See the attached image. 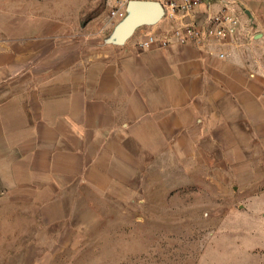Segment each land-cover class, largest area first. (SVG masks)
<instances>
[{
    "label": "crops",
    "instance_id": "crops-1",
    "mask_svg": "<svg viewBox=\"0 0 264 264\" xmlns=\"http://www.w3.org/2000/svg\"><path fill=\"white\" fill-rule=\"evenodd\" d=\"M232 1L245 38L208 48L108 43L43 4L0 8V198L24 195L49 226L69 193L134 201L155 161L264 170V0Z\"/></svg>",
    "mask_w": 264,
    "mask_h": 264
},
{
    "label": "rangeland",
    "instance_id": "rangeland-1",
    "mask_svg": "<svg viewBox=\"0 0 264 264\" xmlns=\"http://www.w3.org/2000/svg\"><path fill=\"white\" fill-rule=\"evenodd\" d=\"M24 3L64 13L75 33L105 38L117 24L116 0H0V8ZM227 172L211 160L155 161L134 201L69 193L65 217L49 226L24 195L0 198V264H264V170Z\"/></svg>",
    "mask_w": 264,
    "mask_h": 264
},
{
    "label": "built area",
    "instance_id": "built-area-1",
    "mask_svg": "<svg viewBox=\"0 0 264 264\" xmlns=\"http://www.w3.org/2000/svg\"><path fill=\"white\" fill-rule=\"evenodd\" d=\"M130 0H116L110 11V22L118 24L127 14V4ZM164 8V24L155 29L142 26L138 29L136 46L146 49L153 45L167 46L173 43L194 44L201 48L213 45H228L240 43L245 38L240 14L234 8L232 0H153ZM219 3L214 9L212 4ZM206 4L205 10L200 7ZM115 24V26L117 25ZM169 25V27H166ZM211 52V51H209ZM218 55L226 56L225 50H219Z\"/></svg>",
    "mask_w": 264,
    "mask_h": 264
},
{
    "label": "water",
    "instance_id": "water-1",
    "mask_svg": "<svg viewBox=\"0 0 264 264\" xmlns=\"http://www.w3.org/2000/svg\"><path fill=\"white\" fill-rule=\"evenodd\" d=\"M164 17L163 6L153 0H130L126 16L114 27L106 42L123 44L145 25H155Z\"/></svg>",
    "mask_w": 264,
    "mask_h": 264
}]
</instances>
